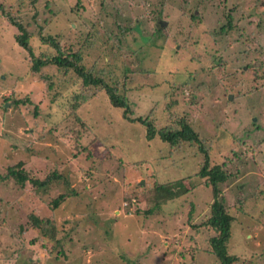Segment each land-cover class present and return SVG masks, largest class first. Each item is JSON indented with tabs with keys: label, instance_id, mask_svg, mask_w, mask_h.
Listing matches in <instances>:
<instances>
[{
	"label": "rangeland",
	"instance_id": "rangeland-1",
	"mask_svg": "<svg viewBox=\"0 0 264 264\" xmlns=\"http://www.w3.org/2000/svg\"><path fill=\"white\" fill-rule=\"evenodd\" d=\"M227 1L234 27L212 37L208 29L218 32L227 20L213 5L201 10V0H0V264H219L208 243L214 233L190 227L209 214L211 193L199 177L184 181L191 193L179 206L168 204L149 219L134 214L150 207L145 200L153 196L152 183L193 176L198 164L131 167L135 149L139 158L148 154L140 144L145 132L122 142L113 137L114 130L122 132V120L130 131L139 128L123 119L100 87L85 88L73 73L51 65L31 71V57L14 40V22L29 34L35 56L51 57V38L61 52L79 50L83 64L102 72L100 57L114 44L115 58L110 52L103 58L110 64L104 80L110 87L117 83L133 112L129 118L152 113L156 128L168 124L170 115L153 109L173 88L179 98L170 113L187 115L211 165L229 162L228 172L237 173L219 185L234 218V264H264V0ZM200 14L205 30L192 18ZM117 24L135 26L139 34L112 42ZM173 50L186 83L175 80L176 68L161 78L160 66L175 61ZM213 61L217 67L210 71ZM144 68L151 74L138 73ZM9 168L23 170V186L6 176ZM46 180L45 188L34 184ZM59 196L64 200L51 210ZM190 203L196 206L189 223ZM34 214L55 221L59 244L31 229Z\"/></svg>",
	"mask_w": 264,
	"mask_h": 264
},
{
	"label": "trees",
	"instance_id": "trees-1",
	"mask_svg": "<svg viewBox=\"0 0 264 264\" xmlns=\"http://www.w3.org/2000/svg\"><path fill=\"white\" fill-rule=\"evenodd\" d=\"M205 4H202L203 2ZM227 0H201L200 6L203 5V9L205 10L206 7H209L210 5L215 6L217 9H220V19L221 20H227V23L224 24L221 28H219L218 32L215 31L214 28L208 29V32L210 34H213L212 37L215 34H228L229 31H231L234 27L232 24V16L231 11L232 9L227 7ZM258 0H254V4H257ZM248 4V0H247ZM206 6V7H205ZM229 9V10H228ZM0 12L3 13L2 6L0 5ZM227 12V13H226ZM202 15L200 14L199 17L192 15L193 19H198L197 21V27L201 28V30H205L207 27L203 26L205 23L204 20H202ZM207 22V21H206ZM13 23V22H11ZM14 27L17 28L18 35L14 37L15 42L23 48L28 55L31 57V71L38 73L41 68L46 67L48 65H51L53 67L58 68L57 70H60L63 72V74L67 73H73L75 79L82 81V86L85 88L89 87H95L101 88L104 93L107 95L109 102L111 105L117 109V111L121 110L123 119L127 120V123L131 124L133 126V129H139L130 131L129 127H127L126 124H124L123 120L122 123H120V126H118V130H121L122 132L120 134H117V130H114L113 137L117 136L120 138V140L128 142L130 137H132V134H135V138L139 139V135L141 131L143 130L145 132L143 139L140 140V144L143 148V150L148 151V154H146L145 157L139 158L136 155H138L139 150L135 149V153L132 155L131 158L128 159V163L131 164V167L136 168V166L139 167L141 170L142 167H144L147 163H151L153 171H159V169H165L167 165H172V163L177 168L182 167H189L193 166L195 164H198L199 171L193 176H186L182 179H171L167 180L164 179L161 182H154L152 183V188H149V191H152L153 196L149 199L145 200V204L147 206H150L149 208L142 209L140 207L135 209L134 214L140 217H143V219H149L150 217H158L160 214H162V210L164 206L170 204L179 206L178 203L180 200H184L190 193L191 190L186 189L184 181L193 178V177H199L202 180V185L205 188L204 191L208 195L209 193L206 191V189L210 190L209 194L211 196V202L209 204V214L201 220L199 223H192L191 219L193 214L195 213V203H190L188 214H187V221L190 224V227H192L193 230L201 231L203 229H209L214 233V235L209 238V245L211 247L212 254L216 257L219 264H234L238 262V259L229 254V243L231 240V228L234 221V218L231 214V208L226 206L224 204L223 197L220 196V190L219 185L226 183L229 179L237 175V173L232 174L231 172H228L227 165L229 162H224L222 165L210 164V154L207 152L206 148L202 145L201 140L199 139L197 133L192 128V124H190V120L187 117H179L178 115H172L170 113L171 107H173L179 98L178 94L175 93L173 88L168 89L166 92L161 93V96L157 101L154 102V109L153 111H163V113L167 114L171 121L168 122L165 126L162 128H156L153 124V120L155 119L151 114L138 116L136 118H129L128 115H133V112H131L128 109V104L126 100L124 99V94H122V97H119L118 91L119 87L117 83L114 84V86H109L108 83L104 80V76L108 74V68L110 67V64L104 62V57H106L109 52L110 54L115 58V45H111L110 47L106 48L107 52L103 53L105 54L104 57H100V64L105 65L106 70L102 72V70L98 71L96 67H87L85 64H83V57L79 53V50H76L75 52H72V49H68L66 51H62L60 49V46L58 43L54 42L51 38H49V43L51 48L54 50V53L49 56H44L40 54L39 56H35L34 52L30 48L29 39L30 36L27 33V31L20 25L14 22L12 24ZM116 29H112V42H118L121 43V37L125 38L124 36L131 33L136 32L139 34V29L136 27L134 30V27L129 28L126 26H121L117 24L115 25ZM148 42L153 40L152 36H149ZM109 44V43H108ZM109 49V50H108ZM118 54V53H117ZM172 57L175 58V61L173 59L169 60V63L166 65V67L161 68V78L166 77L167 74H169L171 71H175L176 68V79L182 81L184 83L187 82L188 78H185V70H179L177 71V67L180 66V62L176 59L177 57V50L172 51ZM198 62V60L196 61ZM213 61V66H210V71H212L214 68L217 67V62ZM116 61L114 60L113 64H115ZM181 67V66H180ZM219 67V66H218ZM103 69V68H102ZM165 69V70H163ZM149 72L147 75H150L151 72L147 68L139 69L140 74ZM146 75V74H145ZM232 76V74L227 73L226 78L229 79ZM123 77H127L126 75H123ZM52 84L49 83L48 89L53 88L51 86ZM73 86V85H71ZM155 88H158L157 84H155ZM145 90V89H143ZM180 95H183V89L180 90ZM174 95V98H173ZM74 101L77 100V98H73ZM21 102V101H20ZM15 104H19V102H15ZM162 106V108H161ZM78 107V104H75L72 106V109L76 110ZM158 107L161 108V110L158 109ZM35 112V117H36ZM172 115V116H171ZM163 117V116H162ZM169 119V120H170ZM115 121H118L115 118ZM115 126V125H114ZM136 139V140H137ZM135 144V143H134ZM202 155V162L201 165H199V156ZM153 164V165H152ZM193 164V165H191ZM23 165L22 163L17 164L18 168H21ZM142 166V167H141ZM137 169V168H136ZM7 177L13 178L17 184L20 186H23L24 183L28 180L27 176L23 172V170H14L13 168L8 169V173L6 175ZM5 176V177H6ZM65 178L63 176H55L54 179ZM38 187H43L48 184V181L45 182H34ZM142 185V184H141ZM142 188V187H140ZM203 193V192H202ZM239 197L236 200L237 204H243L244 199L240 196L243 191H239ZM141 193L132 194V196L140 195ZM251 196H255L254 194H251ZM64 200L63 196H59L58 198L54 199L51 202V210H55L58 208V206L62 203ZM142 201V198H137L136 202ZM128 202H130L128 200ZM133 204V203H132ZM131 204V206H132ZM130 205V203H129ZM181 209V207H179ZM31 229L37 230L39 232V235L42 236L46 242L48 243H58L57 236L60 233V230H58V227L56 226V223L52 218H41L38 215L34 214L31 218ZM36 240V239H35ZM35 240H31L30 243H34ZM34 245V244H32ZM44 248H46V244H42ZM193 257V256H191ZM124 257L121 256L120 259H123Z\"/></svg>",
	"mask_w": 264,
	"mask_h": 264
},
{
	"label": "water",
	"instance_id": "water-1",
	"mask_svg": "<svg viewBox=\"0 0 264 264\" xmlns=\"http://www.w3.org/2000/svg\"><path fill=\"white\" fill-rule=\"evenodd\" d=\"M231 97V96H230ZM231 99V98H230Z\"/></svg>",
	"mask_w": 264,
	"mask_h": 264
}]
</instances>
